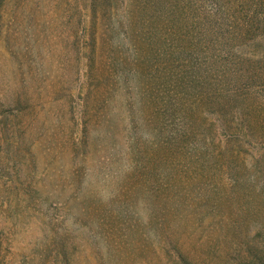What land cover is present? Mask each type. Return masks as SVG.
Returning <instances> with one entry per match:
<instances>
[{
	"label": "rangeland",
	"instance_id": "obj_1",
	"mask_svg": "<svg viewBox=\"0 0 264 264\" xmlns=\"http://www.w3.org/2000/svg\"><path fill=\"white\" fill-rule=\"evenodd\" d=\"M0 264H264V0H0Z\"/></svg>",
	"mask_w": 264,
	"mask_h": 264
}]
</instances>
